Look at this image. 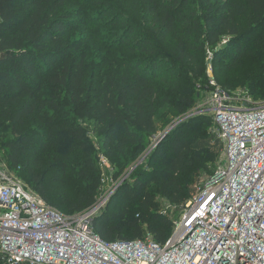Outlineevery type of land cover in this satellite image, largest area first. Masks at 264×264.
<instances>
[{"label":"trees","instance_id":"trees-1","mask_svg":"<svg viewBox=\"0 0 264 264\" xmlns=\"http://www.w3.org/2000/svg\"><path fill=\"white\" fill-rule=\"evenodd\" d=\"M99 27L108 31L92 33L94 39L71 37L77 28ZM204 49L216 71L254 59L257 69L244 86L254 100L264 99V0H0L5 163L22 180L25 173L32 190L62 214L90 207L103 178L84 123L92 122L101 150L120 174L156 132L157 103L185 114L207 88ZM190 123L167 133L93 220L103 241L149 233L163 243L171 235L173 222L160 212L158 199L182 206L217 155L194 147L198 138L210 139V117ZM70 173L82 189L58 200L49 193L51 184ZM115 199L121 206L111 213Z\"/></svg>","mask_w":264,"mask_h":264},{"label":"built area","instance_id":"built-area-1","mask_svg":"<svg viewBox=\"0 0 264 264\" xmlns=\"http://www.w3.org/2000/svg\"><path fill=\"white\" fill-rule=\"evenodd\" d=\"M208 86L212 95L201 107L222 144L217 168L197 184L163 243L149 233L103 241L92 223L109 195L62 214L22 182L0 150L1 264H264V99H236L211 79Z\"/></svg>","mask_w":264,"mask_h":264},{"label":"rangeland","instance_id":"rangeland-1","mask_svg":"<svg viewBox=\"0 0 264 264\" xmlns=\"http://www.w3.org/2000/svg\"><path fill=\"white\" fill-rule=\"evenodd\" d=\"M75 9V10H74ZM70 11H78L74 7H69ZM79 25V24H77ZM105 28L99 27L95 28L93 30H86L85 28H77L71 35L74 39H94L91 37L92 33H100L103 35V32H106ZM111 39V37H108ZM172 39H169L168 43L172 42ZM228 41L227 38L222 43H226ZM87 53L91 56L92 52V46L87 45ZM230 48L226 50V56L229 58L230 54L229 51ZM207 50L204 49L202 51L201 57L202 61L204 62L205 68H206V79L207 81L209 79L213 80L217 87L225 90L223 87L226 86L227 88L231 89L228 92H231L236 99H241L244 95L247 94L245 90L244 83L248 79H252L253 75L257 69V64L252 58H244L241 59L240 64L235 67L228 70H218L216 71L213 67V63L211 58H208L207 56ZM114 55L116 58H118L119 53L115 52ZM225 56V55H224ZM227 91V90H225ZM92 92V90H91ZM212 95V92H210L209 86L208 88L199 91V95L196 99V103L193 107H199L202 110L201 105L203 104V101H208ZM252 98L250 94H247ZM262 96H259L256 98L255 101H261ZM254 100V98H252ZM192 107V108H193ZM191 108V109H192ZM209 116L212 117L211 114H207L205 112H190V110L185 112V114H179L176 115L173 112V109L166 104H161L160 102L157 103V113L154 118V123L156 125V132L153 135L147 136L143 140L144 144V150L141 152L133 161H131L124 169L121 171L120 174L117 173L118 167L115 165V163H111V161L107 158L105 155L104 149L101 150L103 140L99 138L98 133L95 131L94 125L90 121H86L84 125L89 123L87 136L89 137V140L93 144L94 150H95V158L97 162V166L102 171V187L99 192H97V200L103 196V195H109V200H111L116 193V191L125 183H131L133 180V174L139 170L140 168L145 167V163L148 159V156L151 154L152 151H154L163 141L165 135L169 133L170 131L176 129L182 124H191L190 121L192 119L202 116ZM217 128V127H216ZM215 127H210V139L207 138L206 140L204 138H198V140L194 143V147H201V146H207L211 150L215 151L217 153L214 162L209 164L208 167H210V172H201L199 176V182L201 180L211 174L214 173V171L217 168V160L218 156H220V151L222 149V144L220 141H218V137H216V134L214 133ZM218 138V139H217ZM220 140V139H219ZM33 149H30L29 152H31ZM2 154V152H1ZM3 155V154H2ZM122 162L125 161L124 157H119ZM117 173V174H116ZM49 176V175H48ZM22 180V179H21ZM28 177L25 173H23V180L22 182L32 190L31 183L28 181ZM49 183L47 182L46 185ZM52 189L50 190V194L54 197H57L58 200L66 199L67 197H75L77 193L82 189V182L78 179L77 176H75L73 173L67 174L66 176L60 178L56 183L51 184ZM33 191V190H32ZM41 197V196H40ZM105 204V207H107V204ZM115 204L109 207V210L111 213L116 212V210L121 206L120 202L118 200H114ZM159 202V208L160 212L162 214L168 215L170 219L173 221H177L182 212V207L179 206L176 207L174 205H171L169 202H167L165 199H158ZM104 207V209H105ZM136 206L135 205H129V209L133 210ZM107 209V208H106Z\"/></svg>","mask_w":264,"mask_h":264}]
</instances>
